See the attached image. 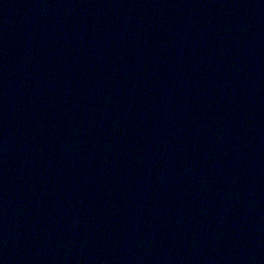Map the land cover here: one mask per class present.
Wrapping results in <instances>:
<instances>
[{"label": "water", "instance_id": "95a60500", "mask_svg": "<svg viewBox=\"0 0 264 264\" xmlns=\"http://www.w3.org/2000/svg\"><path fill=\"white\" fill-rule=\"evenodd\" d=\"M0 264H264V0H0Z\"/></svg>", "mask_w": 264, "mask_h": 264}]
</instances>
